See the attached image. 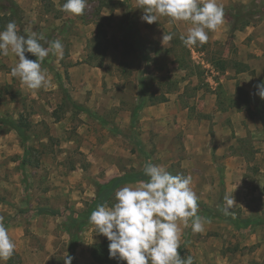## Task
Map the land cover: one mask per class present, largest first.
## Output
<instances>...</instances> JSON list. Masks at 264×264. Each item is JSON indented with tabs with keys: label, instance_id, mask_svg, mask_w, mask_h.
Masks as SVG:
<instances>
[{
	"label": "rangeland",
	"instance_id": "1",
	"mask_svg": "<svg viewBox=\"0 0 264 264\" xmlns=\"http://www.w3.org/2000/svg\"><path fill=\"white\" fill-rule=\"evenodd\" d=\"M7 1L0 3L9 7ZM65 2L41 0L42 24L28 25L23 10L18 23L19 34L25 37L35 31L64 45L63 58L50 52L41 62L50 81L47 87H25L11 74L18 58L0 55V118L22 117L30 128L24 160L20 139L0 124V216L16 244L5 264H64L66 255L73 258L72 264H93L89 248L104 236L88 223L77 245L70 248L64 230L67 219L86 209L98 185L131 169L139 171L147 163L161 165L172 175H190L198 202L215 212L226 215L224 196L233 192L236 205L227 216L264 218V99L257 94V83L248 104L228 108L236 97L227 96L228 85L220 82V74L207 62L211 55L222 53L221 42L214 39L213 48L208 41L198 44L200 54L189 48L191 70H178L174 59L180 49L162 42V37L186 35L187 22L170 23L160 17L148 24L141 19L144 13L137 0H125L122 9H116L121 21L111 19L108 9H101L99 15L98 0H88L75 20L63 19L59 8ZM218 3L225 13L234 7L258 13L249 26L264 28V0ZM88 22L101 24L106 32L109 49L101 68L85 63L88 55L95 58L91 64L101 56V47L92 51L93 37L82 39L90 31ZM60 27L63 35L56 32ZM210 33L219 37L221 29ZM252 40L247 37L243 43ZM255 44L264 51V41ZM259 72L264 82V65ZM174 80H180L178 90L167 94ZM142 81L148 94L155 98L165 94L167 101L148 105L130 128L129 96ZM66 96L110 126L70 107ZM201 115L212 119H200ZM115 202L114 195L109 206ZM198 215L205 218L200 211ZM206 220L201 233L192 231L191 221L187 227L179 223L181 258L191 256L193 264H264V226L236 231L224 221Z\"/></svg>",
	"mask_w": 264,
	"mask_h": 264
},
{
	"label": "clouds",
	"instance_id": "2",
	"mask_svg": "<svg viewBox=\"0 0 264 264\" xmlns=\"http://www.w3.org/2000/svg\"><path fill=\"white\" fill-rule=\"evenodd\" d=\"M88 0H66L61 11L74 16L84 13ZM143 10V21L152 24L160 17L169 18L170 23L187 22L190 27L180 37L185 46L203 45L209 40V31L215 32L225 23V11L218 0H137ZM172 34L163 35L162 42H171ZM48 44L45 47L41 43ZM63 58L64 45L57 39L47 41L35 31L25 37L19 34L16 21L7 23L0 31V55L10 53L18 58L11 70L22 84L30 90L47 87L49 79L41 62L49 53ZM25 53L36 57L28 59ZM257 94L264 99V82L256 85ZM144 174L148 178L135 185H126L115 193V203L100 204L90 215L96 231L109 241V258L125 261L126 264H193L191 256L181 258V228L191 221L192 231L201 233L208 221L198 215L199 205L192 188L190 175H172L165 167L147 163ZM226 215L232 214L236 205L233 192L224 196ZM3 217L0 216V264L13 256L16 244L11 240ZM66 255L64 264H72Z\"/></svg>",
	"mask_w": 264,
	"mask_h": 264
},
{
	"label": "trees",
	"instance_id": "3",
	"mask_svg": "<svg viewBox=\"0 0 264 264\" xmlns=\"http://www.w3.org/2000/svg\"><path fill=\"white\" fill-rule=\"evenodd\" d=\"M9 7L4 6L0 3V31H3L10 21H16L17 25L21 21V12L22 10L19 6L13 1H7ZM100 7L98 10V14L100 15V11L102 8H108L110 11L113 9L122 6V3L112 2L110 0H98ZM112 4V5H111ZM110 5V6H108ZM20 14V15H19ZM258 15V13H243L241 11V7H234L229 12L225 13V18L229 19L232 22L230 27V33L235 31H241V28L249 26L252 22L254 17ZM104 19V17L102 18ZM172 34V33H170ZM179 36L177 39H172L171 43L175 47H179V51L175 54L174 64L178 70H191L192 60L190 57L191 50L189 48H193L194 51L198 52L199 54L202 53L199 51L198 45L196 46H185L180 39ZM106 32L104 27L101 24L96 25V33L92 38V51H100L101 47V56L96 64H91L95 58L92 55H88L87 60L85 63L87 65L101 68L104 64L105 53L109 49L106 44ZM204 48V47H203ZM204 50V49H203ZM208 64L217 72V73H224L227 69L234 70L235 74H240L244 72L250 71L249 67L239 63L235 60L225 59L219 55H211L207 60ZM196 68H198L196 66ZM199 69V68H198ZM180 80L179 81H172L171 87H173L172 91H169L167 94L175 92L178 90ZM220 94H217L216 97H219ZM165 94L161 98H155V95L148 94L147 90L145 89L144 82L142 81L139 88V95L137 103L132 107L130 111V118H129V126L130 128L135 127L137 125L140 112L148 105H153L155 103H163L166 102L167 99L164 97ZM234 97L236 99H230L229 101V108H235L239 105V103L248 104L249 96L247 92L242 90L239 87V84H235V94ZM238 97V99H237ZM67 103L73 109L85 113L86 115L94 118L103 126H110L105 119L102 117L91 113L88 109L82 107L81 105L75 103L69 96H66ZM63 106V105H61ZM58 118V117H57ZM200 119H206L211 121L210 115H201ZM0 124L6 126L9 130H12L16 133L18 138L22 143V147L24 149V160L28 155L29 148L27 147V142L29 140V123L26 119L22 117L18 118L17 120L12 118H0ZM113 134H120V131L112 130ZM138 142V141H137ZM140 146L141 143H140ZM144 169V168H143ZM143 169L139 171H135L133 169L119 175L116 177L111 178L106 183L98 185L95 190V195L93 200L86 206L84 211L77 213L73 218H68L65 225L64 230L69 236V246L73 248L79 242V233L83 230V228L90 223V215L91 213L97 208L98 205L108 203L110 205L111 200L113 199L116 191L121 188L123 185L128 184H136L141 180H147L148 178L145 176ZM199 211L202 212L204 217L208 220H219L224 221L228 224H231L236 231H244L252 227L256 226H264V218H241L238 216H227L218 212L213 211L209 207H206L204 204L198 202ZM109 241L106 237H103L101 241L94 243L89 248V256L93 264H126L125 261L118 260L115 258H109V249H108Z\"/></svg>",
	"mask_w": 264,
	"mask_h": 264
},
{
	"label": "crops",
	"instance_id": "4",
	"mask_svg": "<svg viewBox=\"0 0 264 264\" xmlns=\"http://www.w3.org/2000/svg\"><path fill=\"white\" fill-rule=\"evenodd\" d=\"M15 1L18 4V6L21 8V10H23V12L25 13V19L28 25L33 26L32 25L33 23L34 24L39 23L40 25L42 24L41 19H40L42 17L41 16L38 17V15L40 14V11H42L41 0H15ZM117 1L121 2L122 6L113 9V11H110V9L108 8H102V9H108V11L110 12V18L115 19V20L117 19V14H118L116 9H122L123 4L125 3V0H117ZM59 9L61 10V6ZM44 17L47 18L48 16L44 15ZM66 17H69L70 19L75 20L76 16L63 12L62 18L66 19ZM120 19L121 17H119L117 20H120ZM57 21L59 20L54 19V22H57ZM87 26L90 28V31L88 34L86 33L85 37L82 38L84 39L85 42L86 40H89L90 38H92L96 31V25H94L93 22H88ZM260 26H257V27L247 26L242 31H235L233 33H230L229 21L225 18V23L222 26H220L221 35L219 37H216V36L213 37L211 33L210 34L208 33L209 34L208 42L212 43V48L215 42L214 39L219 40L221 44L223 45L222 53H221V56L223 58L229 59V60H235L239 63H242L248 66L250 69V71L240 73V74H235L234 70L232 69H227L224 73H217V74H220V82L221 83L224 82L228 85L227 86L228 92L226 94L229 97L234 96L236 83L239 84V87L242 90L247 92L248 96H249V93H252L254 91L253 85L257 83L259 84V82L261 83L260 80L262 79V76L259 71L262 70V67L264 65V56L262 53L264 51L260 49L261 47L258 44H255V43H260L264 41V28ZM63 31L64 29L62 27L56 29V32L62 35L64 34ZM80 35L83 36L84 34L81 33ZM247 37L253 38L252 42L249 45H246L243 43ZM215 46H218V42L215 43ZM262 46L264 45L262 44ZM214 53L217 54V50L214 51ZM136 66L138 67V65ZM129 68H131V66ZM252 73H254L253 77L249 76ZM104 75H105L104 79L107 80L108 78V76H106L107 74H104ZM229 76H231L232 78H236V79H230ZM128 90L130 89L128 88ZM134 90L135 91L132 90L129 96L130 99L128 100V102L133 104L132 106H134L137 103L138 95H139V89L134 88ZM125 91H127V89H125ZM146 107L143 108L140 114H143Z\"/></svg>",
	"mask_w": 264,
	"mask_h": 264
}]
</instances>
